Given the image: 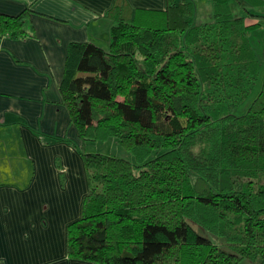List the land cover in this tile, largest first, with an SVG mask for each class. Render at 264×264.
<instances>
[{"label":"trees","instance_id":"trees-1","mask_svg":"<svg viewBox=\"0 0 264 264\" xmlns=\"http://www.w3.org/2000/svg\"><path fill=\"white\" fill-rule=\"evenodd\" d=\"M232 2L246 14L235 16ZM212 3L213 19L195 23L193 0H167L163 10L114 0L108 50L69 43L59 91L88 175L66 228L69 257L264 264V76L246 112H232L258 81L249 35L264 26L254 10L264 0ZM31 13L0 12V40L34 35ZM111 137L135 162L84 148Z\"/></svg>","mask_w":264,"mask_h":264},{"label":"crops","instance_id":"crops-1","mask_svg":"<svg viewBox=\"0 0 264 264\" xmlns=\"http://www.w3.org/2000/svg\"><path fill=\"white\" fill-rule=\"evenodd\" d=\"M114 0H0V12L32 13L25 39L0 40V261L98 264L66 253V228L80 215L88 175L59 84L67 47L92 40L105 50ZM163 10L167 0H127ZM194 19L212 0H193ZM210 4V5H208ZM210 14V15H209Z\"/></svg>","mask_w":264,"mask_h":264},{"label":"rangeland","instance_id":"rangeland-1","mask_svg":"<svg viewBox=\"0 0 264 264\" xmlns=\"http://www.w3.org/2000/svg\"><path fill=\"white\" fill-rule=\"evenodd\" d=\"M208 5H210V4H208ZM250 8H253V7H250ZM232 10H233V14L235 16H239V15L242 16V15L246 14V12L243 9H241L234 2H232ZM254 10L256 12H260V11L264 12V6L260 7V9H257V10L254 9ZM208 13H209V11H208V7H207V9H204L202 12L199 13V15H198L199 20H201L200 19L201 17H203L202 20H204V21L209 20L210 18L208 17ZM211 15H213V14L211 13ZM248 20L251 21V19H247V21ZM194 22L195 23L198 22L197 19L196 20L194 19ZM249 37H250L251 43H252V45L256 51L258 61L260 63V73H259V77H258L256 87L251 92L250 96L247 99H245L236 109H234L232 111L234 114H237V115H241V114H244L246 112V110L248 109V106L250 105L252 99L256 96V94L258 92L261 81H262L263 76H264V26H262L261 28H258L256 30L252 29ZM84 148L87 152L113 155V156L125 158V159L132 161V162H135V158H134L133 154L126 151L122 146H120V144L117 142V140L114 137L108 138L106 140L88 141V142H86ZM193 225H194V228L200 234L207 236V237L211 238L212 240H216V238L214 236L209 234L203 228H200L195 223H193ZM241 264H257V262H252L250 260H243L241 262Z\"/></svg>","mask_w":264,"mask_h":264},{"label":"built area","instance_id":"built-area-1","mask_svg":"<svg viewBox=\"0 0 264 264\" xmlns=\"http://www.w3.org/2000/svg\"><path fill=\"white\" fill-rule=\"evenodd\" d=\"M0 264H3V262H2V261H0Z\"/></svg>","mask_w":264,"mask_h":264}]
</instances>
